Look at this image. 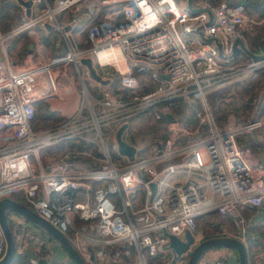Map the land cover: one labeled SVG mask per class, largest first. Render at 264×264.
I'll use <instances>...</instances> for the list:
<instances>
[{
    "label": "built area",
    "instance_id": "built-area-1",
    "mask_svg": "<svg viewBox=\"0 0 264 264\" xmlns=\"http://www.w3.org/2000/svg\"><path fill=\"white\" fill-rule=\"evenodd\" d=\"M32 1V14L24 22L0 29L8 62L0 64V198L11 196L35 209L93 264H171L174 254L163 247L168 239L163 229L180 236L190 229L202 238L195 230L198 220L213 212L239 216L235 235L242 232L245 239L243 211H264V160L248 135L257 130L264 135V113L239 120L230 115L221 125L208 94L264 73V56L236 59L235 51H243L236 41L245 43L246 29L264 27V14H248L244 3L229 0H196L198 10L187 0H113L119 2L118 9L80 21L77 12L90 7L88 0ZM67 9L71 18L60 20L58 13ZM45 22L62 35L57 40L61 55L47 56L41 30ZM71 27L84 34V47L69 42ZM22 31L29 32L32 46L22 66L14 69L4 41ZM85 55L110 79L97 82L101 95L86 84L84 73L79 92L60 79L71 61L79 71ZM115 82L121 93H114ZM70 89L79 98L64 120L35 129L39 104ZM190 94L201 102L194 124L165 103ZM65 99L72 103L75 98ZM153 106H158L155 114L167 134L152 136L147 155L140 156L142 149L129 137V118ZM125 122L121 135L135 144L133 158L120 150L117 137ZM72 138L79 144L59 146ZM51 146L56 147L53 154H45ZM221 231L234 230L225 225ZM5 247L0 223V257ZM252 257L250 264H264V249ZM189 258L183 252L175 264H187ZM225 260L206 257L204 264ZM30 264H38V258L31 256Z\"/></svg>",
    "mask_w": 264,
    "mask_h": 264
},
{
    "label": "rangeland",
    "instance_id": "rangeland-1",
    "mask_svg": "<svg viewBox=\"0 0 264 264\" xmlns=\"http://www.w3.org/2000/svg\"><path fill=\"white\" fill-rule=\"evenodd\" d=\"M17 2L19 1L17 0ZM245 6H246L248 14H257V15L263 14L259 11L258 8L256 9L254 7L256 5H254L253 3H248L247 5L245 4ZM259 7H261V5H259ZM19 12L21 14V18L18 21V23L16 22L17 25L24 22L27 19L26 16H28L27 14H25L23 7H20ZM66 15L68 14L66 13ZM114 19H115V16H114ZM257 32H264V28L258 27L252 33L255 34ZM18 33L19 32L15 34H18ZM15 34L8 37L4 41L6 52L8 51L9 55L11 54L10 48L12 47L11 40ZM254 34L253 35L251 33H249V35L248 33L246 34L247 36L246 41H245L246 45L251 43ZM26 36L28 37L27 38L28 40L30 38L29 34H26ZM52 37H54V39L55 38L57 39L58 33L55 31L54 34H51L49 36V39H51ZM20 42L21 41H19L18 43ZM86 43L84 44V46L86 45ZM17 44L15 45V47H17L15 55L19 60H21L23 57V54H25L26 46L17 45ZM0 46H1V49L3 50L1 43H0ZM240 52H243V53L239 54ZM240 52L238 53V57L236 59H242L246 57V55L247 56L249 55V54H246L245 51L240 50ZM94 64L97 65L95 61H94ZM85 66L86 64L80 65L81 69L77 71L75 65L73 66V64L71 65L68 64L64 68L65 74L61 78L62 82L67 83V81L68 80L70 81V79L73 78L72 76H74V83L77 85L76 88L81 90L83 88V83L80 80L81 79L80 72H81V73H84L83 75H85V81L87 82L86 84H88V86L91 89H98V86H97L98 81L92 78L89 73H87V70H85L86 69ZM143 78L147 79L146 76H143ZM113 89H114V93L116 94L121 93L122 91V89L118 87L117 82L113 84ZM231 90L233 91L230 92ZM127 93H128V89H127ZM127 93L126 91L122 93L124 98L128 97ZM78 98L79 97L77 94L73 102L68 103L70 105L68 108H72L78 101ZM208 100L211 105L214 116L216 117L217 121L221 125L228 123V121L230 120L229 119L230 115H231V118H233L234 120H239V119H247L252 116L264 113V74L259 79L254 80V81H248V82L238 81L237 83H234V85L230 87H227L225 85L218 87L217 89L212 90L208 94ZM165 103L169 105L168 107L171 110H173L177 114H180L186 117L187 121H189V124L191 123L194 124L196 122V119L194 116V110L196 107H199L201 105V102L198 96L194 94H190L187 96L176 97V99L174 98V100H171V102L169 103L165 102ZM51 106H52L51 102L47 100L39 104L37 116L34 122L35 129L53 126L64 120V117L66 115L62 117L59 111L56 109H53ZM157 109H158V106H153L150 109L141 110L129 118V121H130V126L128 128V131L130 133L129 137L131 141H134L138 146H140L139 148L142 149L139 151L140 156L147 155L146 152L150 148V141L152 140L151 139L152 136L160 137V136L167 134V129L163 123L162 118L156 117L155 113ZM250 134L251 133L248 134L249 138L251 139V142H253V139L250 137ZM242 137H244V135H242ZM256 138H257V135H256ZM63 146H69V144L65 143ZM55 148H56L55 146L46 148L45 154L46 153L53 154ZM246 210H244L243 213L248 216L254 212L253 209H251L250 212L248 213L246 212ZM17 216L21 217L22 215H17ZM210 220L214 222L215 225H218V226L222 224H227L231 229L234 230L233 233L238 232L239 227L235 219L232 216L224 215L222 213H210V214L203 215L199 218L198 226L195 229L196 233L203 234L204 236H207L206 234L210 232L213 233V228H212L213 224L210 223ZM27 222H29V224L33 223V221L30 219H27ZM12 228L17 234V240L19 242V246L23 244L22 245L24 246V248L22 247L23 249L31 248V249H35L36 251H38L41 247H45L46 249H48L47 255L50 258L51 257L53 258L52 263H54V261L56 262V261L63 260L59 258L62 256L59 254L61 253L63 254L64 252H66V250L61 246V244L57 245L58 248H56V246L53 244L52 241L49 242V239L47 238L49 234L46 233L45 230L42 231V228L40 229L38 227L41 231H40V235L37 236L36 231H34L33 228L24 225L22 220H19V218H16V217H14V219L12 220ZM262 228L263 229H261L262 232L258 236V240L262 242L261 247L264 248V225H262ZM217 247L219 246H213L205 250L204 254L209 256L207 258L218 257L220 254H223L226 252V249L217 250L216 249ZM21 252H24V251L22 250ZM66 255H67L66 258H68L66 262H68L70 259V256L68 255L67 252H66Z\"/></svg>",
    "mask_w": 264,
    "mask_h": 264
},
{
    "label": "water",
    "instance_id": "water-1",
    "mask_svg": "<svg viewBox=\"0 0 264 264\" xmlns=\"http://www.w3.org/2000/svg\"><path fill=\"white\" fill-rule=\"evenodd\" d=\"M19 3L26 6L27 15L32 14V0H18ZM189 6L193 10H198L200 7H194L192 0H189ZM47 28H53L51 22H45ZM69 25H67V28ZM236 42L242 43L244 48L253 56L262 57L264 56V38L260 40L262 52L255 53L251 51L248 46L243 42L241 38H237ZM81 62L86 64L90 70V75L92 78L100 81L102 83H108L109 78H104L97 70L94 64V58L91 55H85L81 57ZM128 125V122L123 123L117 131V137L120 144V150L128 153L130 158L135 156L136 146L133 143L126 141L121 133L123 129ZM153 188H156V183L152 182ZM11 211L23 215L25 219H30L33 223L48 233L52 234L56 240L61 244V246L66 250L70 259L74 261L75 264H93L89 260L85 259L82 254L79 252L77 247L73 244L70 238L55 224H53L49 219L41 215L35 209L28 206L21 200L13 198L11 196H3L0 198V223L6 238V247L3 255L0 257V264H11L17 252L19 250V242L15 231L12 228V220L10 218ZM253 224H249L246 227L245 236L247 238L252 237V234L249 232ZM164 233L168 236L166 242H164L163 247L168 248L174 254L171 264H175L177 258L183 252L190 254V258L187 264H204L206 261V256L204 252L206 249L213 246L226 245L233 247L237 255L230 254L225 260V264H250L249 258V249L246 240L237 236V235H213L205 238H196L195 234L188 229L183 236L177 235L170 232L167 228L163 229ZM191 245H193L191 249ZM28 252L31 256L38 258V263L48 264V259L45 256H38L36 252L26 248L23 250ZM23 252V253H24ZM92 258H95L94 254H91Z\"/></svg>",
    "mask_w": 264,
    "mask_h": 264
},
{
    "label": "crops",
    "instance_id": "crops-1",
    "mask_svg": "<svg viewBox=\"0 0 264 264\" xmlns=\"http://www.w3.org/2000/svg\"><path fill=\"white\" fill-rule=\"evenodd\" d=\"M188 1V4H189V0H187ZM88 2H89V4H90V7H84L83 9H81V10H79L77 13H78V17H79V19H80V21H88V20H91V19H98V18H100L101 17V15L103 14V12L105 11V10H108V9H113V10H115V9H118L119 8V6H120V4H119V2L118 1H113V0H88ZM21 4V3H20ZM192 4H193V6L194 7H198L196 4H197V2H196V0H192ZM66 13L69 15H66ZM71 13V11H70V9H67V10H63V11H61L60 13H58V18L60 19V20H63V21H67V20H69L70 18H71V16H72V13ZM74 13V12H73ZM119 17H121V15L119 14ZM116 19H118V17L116 18ZM68 28H70V26L68 27ZM42 30V32H43V37H44V39H45V41H46V45H47V56L49 57V58H52V57H55V56H57V55H61L62 54V52H63V47H62V45L61 44H57V40H58V42L59 41H61V38H62V35L60 36V32H59V30H57V29H54V28H42L41 29ZM57 32L58 33V37L59 38H55L54 39V37H52L51 39H49V36L51 35V34H54V32ZM70 32H71V35H69V42L70 43H75L76 45H78V46H81V47H84V44L87 42L86 41V38H85V36H84V34L83 33H81V32H79L78 31V29H77V27H71V30H70ZM21 34H29V32L28 31H22V32H20ZM87 44V43H86ZM17 45H23V46H26V49H27V47H31L32 46V44H31V39L29 38L25 43H24V41L22 40L20 43H18ZM16 48L17 47H15V46H12L11 48H10V52H11V56L9 55V52L7 51V54H8V57H9V63L11 64V66L14 68V69H16V68H18V67H20V66H22V64L24 63V61H25V54H23V57H22V59L21 60H19L17 57H16V55H15V53H16ZM236 51V53H239L240 52V49L239 48H237V50H235ZM20 58V57H19ZM0 64L1 65H3V64H8V62H7V60L5 59V57H4V54H3V50L1 49V46H0ZM70 65L71 64H73L72 63V61L69 63ZM81 65H84V64H81ZM73 66H74V64H73ZM73 78H71L70 79V81L68 80L67 81V84H69V85H71V86H73L74 87V89L76 90V91H78V89L76 88L77 87V85L74 83V76H72ZM61 79V78H60ZM62 81V80H61ZM94 82H95V80H94ZM66 84V83H65ZM79 92V91H78ZM68 93L70 94H66V95H64L63 97H55V98H53L52 99V101H51V104H52V108L53 109H56V110H58L59 111V113H60V115L63 117V116H65L66 114H67V111L70 109V108H68L70 105L68 104V102H67V100L65 99L66 97H68V96H70V97H73V98H75V96H76V92L74 91V90H72V89H70V90H68ZM256 135H257V138H256ZM250 137L253 139V142H252V146H253V148H254V150H255V153L257 154V156H259V159H261V160H264V135H262V134H260V132L257 130V131H254V132H251V134H250ZM251 209H253L254 210V212L252 213V214H250L249 216L248 215H246V214H244L245 215V217H246V222H245V228H244V235H245V232L247 231L246 230V227L249 225V224H253V226H252V228L250 229V233L252 234V237H250V238H247L246 236H245V239L244 240H246V242H248L249 244H251V246H250V248L248 247V249H249V258H250V263L252 262V259H253V257H252V255H253V253L254 252H256L257 250H261V249H264V248H262L261 246V243L262 242H260L259 240H258V236L261 234V229H263L262 228V225H264V211L262 210V208H260V207H247V210H246V212L248 213V212H250V210ZM213 213H218V212H213ZM17 215H19V214H17V213H15V212H13V211H11V213H10V218H11V220H13L14 219V217H16V218H19V220H22V222H23V224L24 225H26V226H28V227H31V228H33L34 229V231H36V234H37V236H39L40 235V229L38 228V227H36L35 226V224L34 223H30L29 224V222H27V220L25 219V217L22 215L21 217H18ZM206 215V214H205ZM228 216H232L233 218H234V216L232 215V214H228ZM235 221H236V223H237V225H238V223H240V222H242L241 221V219L239 218V216H236L235 218ZM241 224V223H240ZM225 225H227V224H225ZM225 225H219V226H214L213 225V232L215 233V234H220V233H222V231L221 232H217L218 230H220L221 229V227H223V226H225ZM228 226V225H227ZM239 227V226H238ZM36 229V230H35ZM218 229V230H217ZM239 230V229H238ZM42 231H44L43 229H42ZM38 232V233H37ZM46 232V231H45ZM229 232V235L231 234V235H235V233L233 234L232 232H230V231H228ZM47 233V232H46ZM241 234H242V232H240ZM22 234V233H21ZM228 234V233H227ZM241 234H239L238 233V235L237 236H239V237H241V238H243L242 236H241ZM20 235V234H19ZM243 235V234H242ZM16 236H17V234H16ZM36 236V237H37ZM48 239H49V242L50 241H52L53 242V244L56 246V248H58V246L57 245H59L60 243L55 239H53V238H50V235L47 237ZM255 238V239H254ZM26 239V238H25ZM25 241V240H24ZM23 241V242H24ZM55 242V243H54ZM23 244H21V246H19V250H25V249H23L24 248V246H22ZM23 247V248H22ZM31 249V248H30ZM217 250H221V249H226V252L225 253H223V254H220L219 256H226V258H227V256L228 255H230V254H235V255H237V252H236V250L233 248V247H229V246H226V245H220L219 247H217L216 248ZM215 249V250H216ZM32 250H34V252H36L37 253V251L35 250V249H32ZM37 255L40 257V256H42V255H40V254H38L37 253ZM59 255H62L61 257H59V258H61V259H63V260H65V261H67L68 260V258H66V252H64L63 254L61 253V254H59ZM205 255V254H204ZM2 256V255H1ZM206 257H209V256H207V255H205ZM45 257H47V259H48V264H52V260H53V258L51 257H49L48 255H46ZM28 259H29V261H28V263L27 264H30V260H31V254H28ZM70 260V259H69Z\"/></svg>",
    "mask_w": 264,
    "mask_h": 264
},
{
    "label": "trees",
    "instance_id": "trees-1",
    "mask_svg": "<svg viewBox=\"0 0 264 264\" xmlns=\"http://www.w3.org/2000/svg\"><path fill=\"white\" fill-rule=\"evenodd\" d=\"M210 1L211 2H216L218 0H210ZM229 1L231 3L242 2V3L246 4V5L248 3H253L254 5H256L254 7L256 9L258 8L259 11L264 14V0H229ZM259 5H261V7H259ZM20 7H22V5L19 2H17V0H2L1 1V3H0V29L1 30L6 31V30H9V29L13 28L15 25H17L18 21L21 18V14L19 12ZM245 32H246V34L248 33V35H249V33H251L252 35L254 34V33H252L251 29H246ZM27 38L28 37L26 36V34H21L19 32L18 34H15L14 37L12 38V40H11V44L12 45L11 46H15L19 41H22V40L25 43L27 41ZM262 38H264V32L255 33L253 38H252L251 43H249L247 45L248 48L251 51L255 52V53L262 52V47H261V43H260V40ZM242 50L245 51L246 54L252 55L244 48V46H243ZM98 94L101 95V92L99 90H98ZM171 100H174V98L169 99V100H167L165 102L169 103V102H171ZM79 141L80 140H75V138L64 139V140H62L60 142L59 146L63 147V145L65 143L69 144V145H78ZM210 223H212L214 226H217L211 220H210ZM48 234L50 235V238L56 239L52 234H50V233H48ZM247 244H248V247L250 248L251 244H249L248 242H247ZM28 249H30V248H28ZM30 250H32V249H30ZM32 251H34V250H32ZM47 252H48V249H46L45 247H41L37 251V253L42 255V256H46ZM28 254H29L28 252H24V253L23 252H17L16 257H15L14 261L11 264H27L28 263ZM70 260L68 262L63 261V260L56 261V262L54 261V263H52V264H72V263H74V261H72V259H70ZM38 264H41V263H38Z\"/></svg>",
    "mask_w": 264,
    "mask_h": 264
},
{
    "label": "flooded vegetation",
    "instance_id": "flooded-vegetation-1",
    "mask_svg": "<svg viewBox=\"0 0 264 264\" xmlns=\"http://www.w3.org/2000/svg\"><path fill=\"white\" fill-rule=\"evenodd\" d=\"M222 225H225V224H222ZM218 226V225H217ZM216 227V226H215ZM218 230V229H217ZM217 232H220V230H218ZM229 234V232H226ZM213 235H225V233H220V234H215L214 232H210L207 234V236H203L202 238H205V237H209V236H213ZM227 235V234H226ZM231 235V234H230Z\"/></svg>",
    "mask_w": 264,
    "mask_h": 264
}]
</instances>
